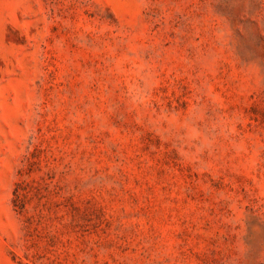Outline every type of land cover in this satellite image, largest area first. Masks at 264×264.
I'll return each instance as SVG.
<instances>
[{
  "label": "rangeland",
  "instance_id": "rangeland-1",
  "mask_svg": "<svg viewBox=\"0 0 264 264\" xmlns=\"http://www.w3.org/2000/svg\"><path fill=\"white\" fill-rule=\"evenodd\" d=\"M0 264H264V0H0Z\"/></svg>",
  "mask_w": 264,
  "mask_h": 264
}]
</instances>
